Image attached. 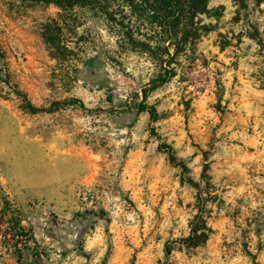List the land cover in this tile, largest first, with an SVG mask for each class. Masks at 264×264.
I'll return each instance as SVG.
<instances>
[{
	"label": "rangeland",
	"instance_id": "1",
	"mask_svg": "<svg viewBox=\"0 0 264 264\" xmlns=\"http://www.w3.org/2000/svg\"><path fill=\"white\" fill-rule=\"evenodd\" d=\"M208 8L195 56L148 94L152 121L139 105L159 69L121 47L128 9L0 0V212L34 240L0 214V264H264V0ZM54 22L66 63L42 38Z\"/></svg>",
	"mask_w": 264,
	"mask_h": 264
},
{
	"label": "trees",
	"instance_id": "2",
	"mask_svg": "<svg viewBox=\"0 0 264 264\" xmlns=\"http://www.w3.org/2000/svg\"><path fill=\"white\" fill-rule=\"evenodd\" d=\"M49 5H54L59 10L71 16L76 7H94L105 3L106 7L117 3L130 11L128 22L131 26L125 27L123 23L119 24L125 29V36L122 40V48L146 57L156 68L159 69V75L150 81L147 88L143 90V101L139 105V111L149 115L152 121L157 120L158 112L155 107L146 105L149 92L155 91L163 85L170 82L177 72V66L180 65V59L195 56L197 45L209 33L211 29L203 24L201 16L208 15L210 0H37ZM109 21L116 22L114 15L106 12ZM130 17V18H129ZM127 16L125 17V19ZM134 20V21H133ZM132 23L137 26H132ZM61 27L57 22L47 24L42 31V38L47 46L49 55L58 62H68L71 60L74 52L69 46V41H64L60 32ZM1 57V56H0ZM4 60V58L2 57ZM195 61L193 57L191 59ZM4 69V68H1ZM6 70H0L3 73ZM9 78V74H6ZM4 85L10 87V81L7 79ZM15 96L24 104L31 114H38L44 110L36 108L17 88H13ZM153 136H157L155 131H151ZM158 137V136H157ZM159 149L166 152L171 164L178 165L185 173L188 168L178 162L175 152L171 146L162 142ZM191 185L197 186L190 181ZM1 215H12L11 222L15 234L14 239L22 240L25 238V245L34 242L29 232L21 226L20 221L15 218V214L10 207L9 202H3ZM198 224V223H197ZM202 229L198 235V227H194L191 236L184 242L187 245L198 247L207 240V228ZM169 253V251H167Z\"/></svg>",
	"mask_w": 264,
	"mask_h": 264
}]
</instances>
